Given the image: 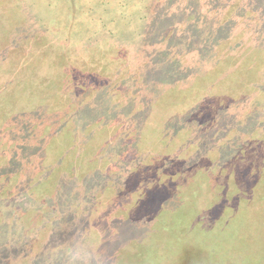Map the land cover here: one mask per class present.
I'll list each match as a JSON object with an SVG mask.
<instances>
[{
  "label": "rangeland",
  "instance_id": "obj_1",
  "mask_svg": "<svg viewBox=\"0 0 264 264\" xmlns=\"http://www.w3.org/2000/svg\"><path fill=\"white\" fill-rule=\"evenodd\" d=\"M0 2L15 10L0 12V22L6 21V25L11 27L8 38L0 37V52L7 55L0 63V84L3 88L4 81H7L6 87L9 88L14 82L9 98L4 100L0 94V121L3 120L0 122V166H18L19 161L17 163L9 155L13 144H36L29 137L31 131L13 130L17 132L13 134L8 129L13 120V111L9 109L13 103L12 98H31L34 103L41 99L46 107L47 102H50L45 101L50 97V91L46 89L54 91L63 86L61 90L64 89L67 96L65 99H69L72 93L68 85L77 88L75 93L85 103L82 110L69 120L74 128L81 125V122L93 119L101 124L108 118L104 114L109 109L107 103L110 98L112 101L114 97H128L135 102L139 118H146V128L141 138L145 137L146 142H150L155 156L176 158L185 165H193L200 159L204 147L209 145L210 150L217 147L216 159L210 153L206 156L209 165L214 168L217 180L221 179L227 168L234 165V157L235 162L242 161L250 137H256L258 155H263L264 0ZM21 20L22 24H19ZM12 35L18 43L7 49L6 40ZM241 82V96L233 94L236 89L232 87ZM2 88L0 93L6 92H2ZM223 91H226L225 95H222ZM65 95L61 96L62 99ZM176 97L180 98V102L188 100L174 112V108L166 102H173ZM227 98L228 102L229 99L233 102L218 104L217 111L211 108L205 113L192 111L201 103L206 108L213 104V100L226 101ZM42 115L35 122L38 130L44 131L50 117L48 114ZM127 116L122 112L105 126L107 128L100 135L106 139L102 142L98 136L95 137L96 145L90 153L105 155L112 161L116 158L120 166L135 163L138 159L125 147L126 139L130 138L136 122L132 119L138 116ZM32 123L30 120L29 126ZM38 130L36 133H39ZM68 136L66 133V138ZM121 137H124L122 143ZM143 144L141 146L145 147L144 141ZM43 150L47 152V145H44ZM64 153L61 154L63 158L75 164V158H78L74 155L76 152ZM233 154L234 157L230 159L229 156ZM92 156L91 159H97ZM108 165L111 169L110 163ZM31 169L33 178L25 184L28 189L24 185L25 190L31 192L30 197L18 188L14 175L8 171L0 174V195L5 190L6 199L16 196L14 205L4 207L0 203V213L6 217L14 214L24 224L38 206L47 208L45 200L58 198V183L65 176L58 173L57 168L52 169L48 177L41 174L42 168ZM48 171L43 168V172ZM14 172L17 175V169ZM209 178V172L202 171L190 179V184L204 186ZM107 183L98 186L110 188L113 185L112 180L111 184ZM222 188L224 185L219 186V191ZM225 191L227 197L232 198L241 189L232 183ZM96 206L100 212L115 213L120 210L121 203L103 205L100 201ZM78 211L81 213L76 217L75 236L65 243L69 247L68 258L60 251L52 254L50 241L43 242V239L35 237L26 242L28 244L23 249L19 250L15 244L11 248L9 246L11 252L8 255L1 252L0 264H55L58 260V264H108L116 248L115 242L105 237L110 232L108 225L111 224L107 225L103 218L95 217V210H87L85 207ZM2 216L0 240H7L12 234L16 235L12 240L22 237V234L19 236V226H16V231L5 229L11 224L3 222ZM38 218L33 221L34 227L30 224L33 230H40L52 217L46 216V221L41 216ZM195 219L196 214L192 213L173 233H178L184 224L194 223ZM258 223L264 229V215ZM196 226L205 234L201 223L196 222ZM178 238L170 249V256H167L171 259L179 255L184 238ZM25 250L27 254H24ZM146 254L147 250L142 249L132 264H142ZM242 264H264V259L259 263L243 261Z\"/></svg>",
  "mask_w": 264,
  "mask_h": 264
},
{
  "label": "trees",
  "instance_id": "obj_2",
  "mask_svg": "<svg viewBox=\"0 0 264 264\" xmlns=\"http://www.w3.org/2000/svg\"><path fill=\"white\" fill-rule=\"evenodd\" d=\"M8 10L14 9L4 2H0V12ZM19 24H22V20ZM10 28L6 25V21L0 22V37L8 38ZM14 37L12 35L8 41L6 40L7 49L18 43ZM5 57H7L5 52H0V63ZM6 82L4 81L3 88L0 84V90L2 88L4 89L2 92L6 91L0 93L4 100L9 98V94L12 92L11 86L14 83L8 88ZM68 86L72 93V96H68L69 99H65L67 96L64 94V89L61 90L63 86L57 87V90L54 89V91L46 89L50 91L48 92L49 99L45 100H50L46 107L41 99L34 103L31 98L19 100V97L12 98L11 102L13 103L9 105V109L13 111V120H11L12 124L8 125L10 127L8 129L13 134L20 130L31 131L29 137L33 138L36 144L28 145L27 143L21 146L13 144L12 148L10 146L9 155L20 164L18 163L16 168L13 165L0 166V174L8 171L10 175H14L18 188L24 191L25 195L27 193L28 197L31 192L25 190V187L27 188L25 184H28L33 178L31 168H42L41 174L46 177L52 169L57 168L58 173L65 176H63L64 180L58 183V198L51 199L50 197L45 200L47 208L38 206L25 224L19 221L18 216H14V214L11 217H6L0 213L3 215L2 221L5 223L8 221L7 223L11 224L5 229L16 231V226H19V236L22 234L18 240L11 239L12 237L16 238L15 234H12L11 238L7 240H0V253L5 252L4 255H8L11 252V246L17 244L20 250L27 246L26 242L39 237L43 239V242L50 241L49 247L53 248L52 254L55 251H60L65 253L68 258L70 252L65 243L75 236L76 217H78V213L83 212V210L81 212L78 210L86 207L87 210H95V217L103 218L107 225L111 224L108 225L110 232L105 237H108L111 242H115L116 248L108 264H132L144 248L147 250V254L142 264H200V262L201 264H222L223 262L242 264L243 261L259 263L264 259V229L258 223V220L263 219L264 215V151L263 155H258L255 136L250 137L246 144L245 156L243 154L242 161L235 162L234 154L229 156L230 159L234 157V165L227 168L221 175V179L217 180L214 168L206 160L209 153L212 158L216 159L217 147L211 150L209 145L204 147L200 159L193 165H185L176 158L155 156L150 142L147 143L145 137L141 138V133L146 128L144 123L146 118L145 116L139 118L138 110L134 106L135 102L128 97L123 99L114 97L112 101L110 98L107 103L109 109L104 114L108 118L102 121L103 124H97L93 119L81 122V125L74 128L69 120L82 110L85 103L84 99H79L78 93H75L77 88L74 89L73 85ZM232 88L236 89L233 94L240 95L243 88L242 82ZM225 93L226 91H223L222 95ZM63 95H65L64 99L61 97ZM187 100L180 102V98L176 97L173 102L168 100L166 103L174 108L175 112ZM222 102L231 104L233 101L229 99L228 102V98L226 101L223 99L218 102L213 100L211 106L205 108V105L201 103L198 108L196 107L192 111L205 113L210 108L217 111ZM130 105H132L131 108ZM42 109L43 111H41ZM155 110L157 111V108ZM122 112L128 115L127 117L138 116V118L132 119L136 122L130 132V138L126 139L125 147L138 160L126 166L117 165L116 158H114L116 162L114 164V161L109 160V157H105V155L90 153L96 145L94 138L98 136L103 142L106 137L100 135L102 130L107 128L105 126H108ZM36 114L38 115L36 116ZM42 114H48L50 117L44 128L45 132L40 129L39 131L35 122V119L43 116ZM198 115L203 116V114ZM63 116L67 117L63 118ZM30 120L33 121L31 126H29ZM2 121L0 122L2 123ZM20 127L24 129H20ZM37 130L40 135H37L39 134L36 133ZM66 133L69 135L68 138H66ZM123 141L124 137H121L120 142ZM143 141L146 143L145 147L141 146L144 145ZM44 145H47V152L43 150ZM261 148L264 150V147ZM69 151L76 152L74 155L78 156L75 158V164L70 163L66 157L63 158L61 155L63 152L67 155ZM92 155L97 159H91ZM68 162L69 165L66 166ZM99 164L101 168L98 167ZM43 168L44 170L49 169V171L45 173ZM16 169L17 175L14 172ZM202 171H207L210 174L206 185L190 184V179ZM107 182H110V188L98 186ZM232 183H236L241 191L232 198H228L225 189L230 188ZM221 185H224V189L219 191ZM8 191L10 190L8 189ZM31 191L33 192V190ZM6 196L4 190V194L0 195L1 205L4 207L14 205L16 196H11L9 200L6 199ZM122 197L128 198L122 199ZM251 199H255V201H251ZM100 201L103 202V205L121 203L120 210L115 213L100 212L96 206ZM192 213L196 214L195 222L184 224L178 233L174 234L173 231ZM39 216L45 221L48 219L46 216L52 218L48 219V224L40 227V230H33V221ZM55 216L57 217L55 218ZM196 222L201 223L205 234L200 227L196 226ZM25 232L28 233L25 234ZM1 234L2 232H0ZM178 237L184 238L180 245L181 249H179L178 257L171 259L167 256H170V249L179 239ZM27 252L25 250L24 254ZM1 258L0 255V261ZM59 261L55 264H58Z\"/></svg>",
  "mask_w": 264,
  "mask_h": 264
}]
</instances>
